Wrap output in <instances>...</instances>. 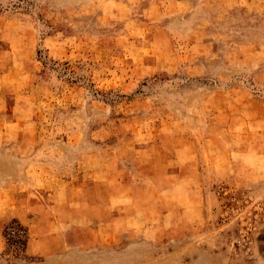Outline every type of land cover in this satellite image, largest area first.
<instances>
[{"label":"rangeland","instance_id":"1","mask_svg":"<svg viewBox=\"0 0 264 264\" xmlns=\"http://www.w3.org/2000/svg\"><path fill=\"white\" fill-rule=\"evenodd\" d=\"M0 264H264V0H0Z\"/></svg>","mask_w":264,"mask_h":264}]
</instances>
